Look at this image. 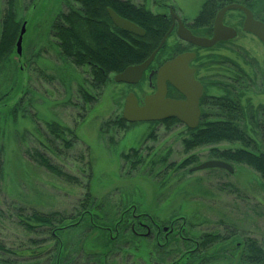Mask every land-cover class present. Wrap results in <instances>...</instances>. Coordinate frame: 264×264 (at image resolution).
Masks as SVG:
<instances>
[{
	"label": "rangeland",
	"instance_id": "rangeland-1",
	"mask_svg": "<svg viewBox=\"0 0 264 264\" xmlns=\"http://www.w3.org/2000/svg\"><path fill=\"white\" fill-rule=\"evenodd\" d=\"M8 1L0 0L1 10ZM11 1L25 30L21 55L14 48L0 66V264H170L183 253L184 246L174 244L165 248V255L172 248L179 253L159 260L163 252L156 255L151 237L132 239L131 247L125 250L121 241L120 253H109V246L100 243L106 233L97 228H112L119 221V227L129 229L135 222L132 214L139 215L150 228L151 222L144 215L162 225L172 219L178 221L176 225L184 221L186 238L196 241L208 233L227 237L202 251L200 258L190 256L191 264H202L201 258L217 254L205 264H242L239 258L245 238L264 249V188L258 182L251 183L247 171L225 175L229 185L223 186L217 182V170L190 171L210 157L205 147L184 149L182 140L187 134L181 122L167 126L163 122L125 121L123 126H106L122 116L129 92L141 98L150 88L146 74L137 85L114 82L111 74L105 86L94 90L89 85V68L77 67L61 55L51 24L59 12L78 8L76 2ZM123 1L168 19L172 8L183 22L197 23L207 0ZM253 3L254 15L264 19V4ZM242 18L237 11L226 13L224 21L233 25L238 35L218 51L241 67H248L246 61L251 59L264 68V47L241 30ZM184 46L175 30L171 31L148 67L155 68ZM81 89L95 99L85 102ZM51 122L73 132L72 138L66 135L70 148L59 139L53 140L46 127ZM34 151L71 178L38 165ZM132 151L141 160L135 168L130 167L132 158H122ZM184 159L193 161L177 169ZM87 192L90 201L85 207L90 216L83 218L81 202ZM32 212L57 213L64 220L37 225L27 218ZM69 224L76 226L57 230ZM192 247L187 243L186 251Z\"/></svg>",
	"mask_w": 264,
	"mask_h": 264
},
{
	"label": "flooded vegetation",
	"instance_id": "flooded-vegetation-1",
	"mask_svg": "<svg viewBox=\"0 0 264 264\" xmlns=\"http://www.w3.org/2000/svg\"><path fill=\"white\" fill-rule=\"evenodd\" d=\"M240 5L250 10L254 19L264 22V19L261 20L254 15L252 8L244 4ZM219 9L212 18L211 27L206 29L202 22L189 23L187 20L186 23L183 22L181 18L174 13L172 8H170V27L173 25L172 31L175 30L176 33L177 19L171 18V10L182 21L186 29L194 36L211 38L213 21ZM230 11L241 13L243 24L244 14L240 10ZM224 17L222 19L223 25L233 28L236 31L235 37L219 40L209 47H201L183 41L186 44V48L185 46L181 47L179 49L180 51L164 59L155 68L148 67L143 72L142 77L146 74L147 86L150 88V91L144 92L141 98L134 95L137 98L138 106H142L144 97L155 92L156 74L159 67L166 61L186 52V88L190 87L191 90H193L195 85L200 88V95L197 102L199 111L197 125L191 128L186 124V138H189L196 131H199L201 135L214 136L216 139L214 143L203 144L201 146L208 149L206 154L210 158L205 159L199 164L207 161H220L226 163L230 167V170L219 167L202 170L214 169L220 172L217 182L222 186L225 184L229 185L225 179L226 176H234L240 171H247L249 173L250 182L253 184L258 182L259 186L264 188V68H259L257 62L251 59L246 61L248 67H241L238 63L233 61V59L225 57L218 51L225 43L230 42L238 35L236 28L225 22ZM243 32L256 38L264 47V43L255 35L249 32ZM165 98L184 100V96L172 86L169 81H166ZM163 120L164 119L153 122H162ZM176 121L180 122L177 119ZM245 159L252 161V164L247 163L248 161ZM253 164L256 165L257 168ZM230 186L234 188L236 192L238 191L233 184ZM81 214L90 216L89 211H85V214L81 212ZM131 216L135 222L129 229L119 227L122 223H119V221H117L115 224L116 226L112 228H97L106 233V235H101L100 243L109 246V253L112 251V253L119 254L120 250H118V248L121 249V246L118 244H120L121 241L124 245L122 249L124 248L125 250L126 247H131L132 239H146L151 237L155 244L156 255L158 256L161 254L160 251L163 252L161 255L162 259L158 257L159 260L163 261L164 257L174 256L175 252L179 253V250L175 251V249L172 248L171 250H166L167 254L165 255V248L171 247L172 245L174 246V244H182L184 246L183 253L179 254L176 260H171L170 264H178L179 262L181 264H191L193 260H191L192 258H190V256L193 255L194 251L199 249V245L198 241L186 238V229L183 228L185 225L184 221H180L181 224L176 225L178 221L172 219L169 221L168 225H162L155 223L148 215H144L149 218L151 222L153 228H150L141 222L142 220L139 215L135 216L132 214ZM90 224L93 225L91 221ZM74 226L76 225L69 224L59 227L57 230H66ZM112 233H114L113 236ZM128 234L130 236H127ZM52 235H56L54 231ZM187 243L191 244L193 247L186 251ZM238 246L237 244L236 247L238 248ZM166 260L168 261V258Z\"/></svg>",
	"mask_w": 264,
	"mask_h": 264
},
{
	"label": "trees",
	"instance_id": "trees-1",
	"mask_svg": "<svg viewBox=\"0 0 264 264\" xmlns=\"http://www.w3.org/2000/svg\"><path fill=\"white\" fill-rule=\"evenodd\" d=\"M73 1L79 7H71L67 13L59 12L51 24V33L64 58L77 67L85 66L89 68V85L94 90H99L105 86L111 74L119 73L126 67L140 64L147 59L170 27V21L164 15L153 14L143 6H135L129 1ZM254 1H260L264 4V0H207L198 14L196 22H202L210 28L212 18L220 7L230 3H240L253 8ZM6 6L4 10L0 9V66L12 54L20 30V22L16 19L13 2L9 0ZM106 8H111L119 16L141 27L144 30V35L138 36L114 26L108 17ZM162 48L157 52L154 60ZM79 93L85 102H92L95 99L87 90L81 89ZM174 121L176 119L167 118L162 122L168 126ZM124 123L125 120L121 116L115 121L107 122L106 126H123ZM46 127L54 138L53 140L59 139L65 148L71 147L72 143L66 136L68 135L71 138L74 136L70 129L53 122L46 124ZM215 141L214 136L201 135L199 131H196L189 138H184L182 143L186 150L202 146L203 144L214 143ZM33 153L34 160H36L38 165L57 176L71 178L56 165L51 164L49 159L39 151H34ZM122 158L125 160L133 159V162L130 163L131 168H135L141 163L135 151H132V154L122 155ZM192 161L193 159H184L176 168L186 167ZM247 161V163L252 164V161ZM254 166L257 168L256 165ZM85 197L86 200L84 199L81 202L84 214L85 211H89L85 207L90 201L87 198L89 197L88 192L85 194ZM126 215L125 213L124 216ZM27 218L37 225L51 224L53 221L60 224L64 220L57 213L44 214L39 212H32ZM27 226L29 228L33 227L30 224ZM226 240L227 237H223L217 233L203 234L198 240L199 249L194 251L192 256H197L196 258H198L202 254V251ZM218 255L201 258L200 263L205 264V262L217 258ZM239 259L242 264H264V251L255 240L245 238L242 243Z\"/></svg>",
	"mask_w": 264,
	"mask_h": 264
},
{
	"label": "water",
	"instance_id": "water-1",
	"mask_svg": "<svg viewBox=\"0 0 264 264\" xmlns=\"http://www.w3.org/2000/svg\"><path fill=\"white\" fill-rule=\"evenodd\" d=\"M230 10H240L245 16L242 30L252 33L264 43V22L254 19L250 10L237 3L227 4L220 8L216 13L212 26L213 32L211 38L194 36L188 29H186L182 21L171 10L170 16L172 19H177L176 34L179 39L197 46L209 47L219 40H226L236 36V31L233 28L225 26L222 23L224 14ZM106 12L114 26L138 36L144 35V30L141 27L119 16L111 8H106ZM172 29L173 25L168 29L156 49L147 59L140 64L128 66L123 71L116 73L113 76V81L129 85L137 84L140 81L143 72L153 61L157 51L164 45V42ZM24 30V24H22L15 42V52L17 55H21V43ZM166 81H169L172 86L184 96V100L165 98ZM199 95L200 88L198 86L195 85L193 90H191L190 87L186 88V52H184L173 59L166 61L159 67L156 74L155 92L144 97L142 106H138L137 98L134 93L130 92L127 94L122 109V117L125 121L130 123L159 121L165 118L174 117L185 126L187 124L189 127L193 128L197 125L199 115L197 107ZM212 167L226 168L230 170V167L226 163L220 161H207L191 167L189 170L197 171Z\"/></svg>",
	"mask_w": 264,
	"mask_h": 264
}]
</instances>
